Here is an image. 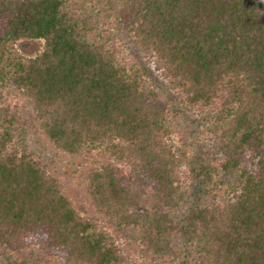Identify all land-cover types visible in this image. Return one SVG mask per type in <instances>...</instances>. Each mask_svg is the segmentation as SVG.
I'll list each match as a JSON object with an SVG mask.
<instances>
[{
    "label": "trees",
    "instance_id": "1",
    "mask_svg": "<svg viewBox=\"0 0 264 264\" xmlns=\"http://www.w3.org/2000/svg\"><path fill=\"white\" fill-rule=\"evenodd\" d=\"M2 89L88 201L1 110V264H158L176 237L190 264H264V0H0Z\"/></svg>",
    "mask_w": 264,
    "mask_h": 264
},
{
    "label": "rangeland",
    "instance_id": "2",
    "mask_svg": "<svg viewBox=\"0 0 264 264\" xmlns=\"http://www.w3.org/2000/svg\"><path fill=\"white\" fill-rule=\"evenodd\" d=\"M112 42L120 57L125 61H129L130 55L127 50V44L124 40L114 38ZM41 48V40L21 39L15 44V50L17 53L24 57L34 56L41 51ZM4 108L7 109V115L12 114L16 119L14 127L16 130L15 135L19 143L18 146L34 153L40 158L49 159L53 156V162H51L50 168L55 171L54 175L59 176L60 181L68 193L75 196L78 200L85 202L88 201L81 185V168L79 166H81L82 163L79 159H75L74 162L67 156L60 154V152H57L52 148L46 138H44L38 130L28 101L20 95L12 93L9 89H2L0 91V111L4 110ZM184 129L185 122L183 120L178 118L172 120L171 138L172 144L175 146L181 142ZM210 143L212 144V142ZM123 169L126 171V166H124ZM185 206L186 203H183L181 208H178V211H176L175 214H182ZM173 245L175 248L174 253L165 258L159 259L158 264H190L188 246L184 245L179 237L175 238ZM136 251L139 258H143L144 260L147 259V255L144 251ZM34 252H36V250ZM27 254H29V252L25 251L21 255L22 257H25Z\"/></svg>",
    "mask_w": 264,
    "mask_h": 264
}]
</instances>
